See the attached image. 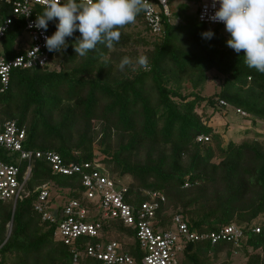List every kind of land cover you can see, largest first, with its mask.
<instances>
[{
    "label": "trees",
    "instance_id": "obj_1",
    "mask_svg": "<svg viewBox=\"0 0 264 264\" xmlns=\"http://www.w3.org/2000/svg\"><path fill=\"white\" fill-rule=\"evenodd\" d=\"M189 8L179 4L174 18L182 22H166L165 34L153 41L130 31L136 22H144L141 12L121 29L111 50L98 44L84 57L76 56L73 47L81 36L77 30L67 38L65 50L50 52V65L14 69L4 88L0 80V123L16 120L24 126L27 149L52 150L66 162L98 159L113 179H129L130 203L147 200L148 189L163 192L166 202L159 213L167 221L172 213H182L199 231H219L232 223L243 228L239 246L228 241L189 244L183 264H206L222 252L228 257L243 254L246 264H262L264 220L254 221L264 217V142L258 132L240 143L225 141L216 126L229 113L221 100L250 114H239L246 121L245 134L254 132L251 125L257 119L264 122V73L246 66L243 51L237 54L227 46L230 34L222 31L224 25L202 23L197 10L191 13ZM43 9L35 5L33 17ZM10 17L13 22L0 40V53L7 58L30 47L23 36L25 18L13 14L9 0H0V25ZM58 22L49 21V36ZM208 30L214 32L211 39L202 37ZM136 46L144 49L150 70L126 66L121 71L124 56L135 64ZM212 70L223 81L219 91L205 96L202 90ZM200 135L209 139L198 140ZM0 158H7L1 148ZM27 166V161L21 163L22 172ZM31 166L27 193L15 206L0 200V264H70V247L54 239L55 226L42 220L35 204L45 182L63 200L84 202L81 176L54 173L45 158H34ZM111 226L122 232L125 249L137 255V242L124 239L128 229L116 222ZM255 227L260 231H253Z\"/></svg>",
    "mask_w": 264,
    "mask_h": 264
},
{
    "label": "built area",
    "instance_id": "obj_2",
    "mask_svg": "<svg viewBox=\"0 0 264 264\" xmlns=\"http://www.w3.org/2000/svg\"><path fill=\"white\" fill-rule=\"evenodd\" d=\"M9 1L13 5V14L25 18L24 31L29 33L31 39L29 49L23 54L7 58L0 53V80L3 88L9 84L14 69L51 64L50 51L45 46L48 32L29 26L36 20L33 17L34 6H44L43 0ZM175 1L149 0L151 9L144 12V22L151 35L163 36L165 23H174ZM212 2L213 0H198V20L213 26L224 25L209 19L220 6L217 3L214 9ZM12 22L10 17L0 25V40ZM220 104L234 109L244 117L250 116L224 100ZM26 138V128L16 120L0 123V148L7 156L6 159L0 158V200L13 201L15 206L18 198L27 193L26 184L32 172L31 161L34 158H45L54 173L68 176L79 174L84 187V202L68 197L62 201L56 200L52 193V183L45 182L38 188L35 204L42 220L55 226L54 239L70 247V264H183L184 252L191 243L210 241L215 245L228 241L236 246L241 244L244 230L235 223L219 231L206 232L191 228L182 213H172L170 221H167L164 214L159 213L166 202L163 192L148 189L145 191L147 200L130 203L127 200L128 183L113 179L107 167L98 159L66 162L55 151L27 149ZM208 139L206 135L198 137V140ZM23 161L28 162L24 172L21 167ZM111 222L128 229L129 233H125L124 239L137 242V255H132L125 249L124 240L119 238L123 237L122 232L114 229ZM253 231L259 232L260 228L255 227ZM9 234L10 231L6 239ZM83 237L97 241H78Z\"/></svg>",
    "mask_w": 264,
    "mask_h": 264
},
{
    "label": "clouds",
    "instance_id": "obj_3",
    "mask_svg": "<svg viewBox=\"0 0 264 264\" xmlns=\"http://www.w3.org/2000/svg\"><path fill=\"white\" fill-rule=\"evenodd\" d=\"M43 4L42 13L29 26L46 32L49 21L58 19L55 33L45 37L50 52L65 50L67 38L78 30L81 36L73 47L80 57L95 51L98 44L111 50L120 40L121 29L134 23L138 14L151 9L149 0H43ZM212 7L216 10L209 19L223 23L230 34L227 46L237 54L243 51L246 66L264 73V0H213ZM213 36L212 30L202 33L205 39ZM126 66L133 71L137 66L150 70L146 55H139L135 64L124 56L119 69L123 71Z\"/></svg>",
    "mask_w": 264,
    "mask_h": 264
},
{
    "label": "rangeland",
    "instance_id": "obj_4",
    "mask_svg": "<svg viewBox=\"0 0 264 264\" xmlns=\"http://www.w3.org/2000/svg\"><path fill=\"white\" fill-rule=\"evenodd\" d=\"M182 3H187L190 6V12L195 13L197 8H198V3H194L188 0H176L174 2V9L175 11L178 9V5ZM182 20L180 18H175L174 24H179L181 23ZM213 27V25H210ZM130 31H135L139 32L142 36L146 37L149 41L154 40V36L150 34L148 29L146 28L145 22L138 23L136 22L135 25H133L130 28ZM222 31L228 36L229 33L226 32L225 26L222 28ZM24 38H25V43L29 44L30 43V35L28 32H24ZM130 49H133L130 47ZM135 50L139 55H142L144 52V49L141 46H136ZM209 75V80L206 83V86H204V89L202 90V94L205 96H210L214 94L215 92L220 90L221 83L223 81V77L215 70H212L208 73ZM209 113L212 112V109L208 110ZM222 121H220L217 126L216 130L218 133H220L224 140H234L236 142H242L247 139H253L256 138L257 136L255 135L256 132L260 134V140L264 142V122L261 120H258L251 125L252 131L251 133L249 132L248 134L244 133V130L241 128H236L237 125L236 121H240L242 117L237 114L234 109L229 108V113L225 117H221ZM235 129H234V128ZM129 179H125L124 182H128ZM54 197L58 201H62V196L56 188L53 189L52 191ZM262 220H264V217H260L256 219L254 222L255 223H260ZM10 227V225H9ZM248 260V257H245L243 254L240 253H233L232 256L228 257L225 252L220 253L217 257L216 256H211L210 259L206 264H246Z\"/></svg>",
    "mask_w": 264,
    "mask_h": 264
},
{
    "label": "crops",
    "instance_id": "obj_5",
    "mask_svg": "<svg viewBox=\"0 0 264 264\" xmlns=\"http://www.w3.org/2000/svg\"><path fill=\"white\" fill-rule=\"evenodd\" d=\"M245 122H246L245 119L242 118L240 121H236L237 125H234V126H236V128H241L242 129L245 126Z\"/></svg>",
    "mask_w": 264,
    "mask_h": 264
}]
</instances>
